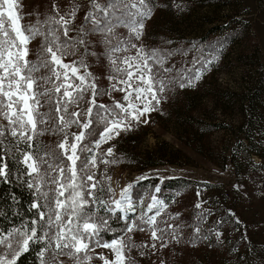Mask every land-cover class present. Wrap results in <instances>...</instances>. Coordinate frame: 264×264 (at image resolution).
Segmentation results:
<instances>
[{"label": "snow or ice", "instance_id": "6c2138e0", "mask_svg": "<svg viewBox=\"0 0 264 264\" xmlns=\"http://www.w3.org/2000/svg\"><path fill=\"white\" fill-rule=\"evenodd\" d=\"M156 7L167 5H158L155 0H105L103 4L99 0H90V10L84 20L91 27L85 29L82 25L76 30L77 36H71L79 4H73L64 14L53 4L52 13L43 20L37 18L35 24L24 25L21 23L24 17L20 0H0V119L6 122L0 123V149L9 137L12 138L10 142L17 146H26L22 162L26 165V174L33 178L28 187L36 186L40 198L45 201L44 204L37 202L31 205L37 214V219L32 221L35 226L27 231L17 229L6 238H0V245L4 246L0 248V264H16L18 257L29 250L32 242L41 240L44 241L40 252L41 264H64L61 257H67L73 264H91L96 247L109 249L113 254L111 260L96 254L103 264H135L130 255L136 247L131 236L111 242L102 241L100 235L107 220L98 215L100 208L109 212L125 211V203L131 209L128 193L132 185L122 189L119 198L115 199L112 187H104L92 172L97 167L98 157L84 141L97 122L94 117L104 123L100 140L95 142L98 148L122 131H131L141 123H149L148 114L157 110L160 94L172 82L166 83L162 75L173 70L165 67L171 53L166 54L159 49L146 50L132 42L142 38L145 22L151 19ZM174 7L183 10L179 4H174ZM118 27L127 28L128 37L120 36L116 32ZM97 33L104 36V42L111 45L113 53L126 52L128 48L136 50L132 56H118L110 60L115 71V75L109 77L114 81L112 90L124 92L123 100L128 102L116 101L111 110L97 103L100 92L92 74L81 72V68H87L83 59L65 62L67 57L75 55L77 47L82 46L87 52V36ZM38 37L37 58L32 61L29 59V45ZM180 79V88L194 86L193 80L199 81L201 74L198 71L192 77ZM133 101H139L140 106ZM82 103L87 107L72 110L80 109ZM45 104L48 111H41ZM97 109L104 114L95 111ZM116 109L120 111L116 112ZM73 125L81 130L78 133L68 132L67 129ZM49 131L62 134L56 146L58 151L40 155L34 151L36 137ZM84 152L93 154L82 159L81 153ZM104 156H113V149L108 148ZM2 159L3 156H0V161ZM100 162L116 161L102 159ZM6 168V164L0 163V177L7 178L9 173ZM105 179L110 180L111 177L106 176ZM44 185L51 187L42 191ZM97 193L111 195L106 200ZM151 199L152 203L147 205L149 212L160 203L155 196ZM96 205L99 208L94 212ZM195 207L199 209L201 205L197 203ZM160 214L157 209L154 215L142 218L144 225L153 226L151 239L159 242L161 248L168 247L173 241L179 243L180 234L173 225L167 226L172 229L168 232L171 241L164 240L165 229L159 228L157 223ZM236 223L240 221L237 219ZM134 229L145 230L140 224L132 222L127 227V233H132ZM194 231L198 238L201 229L196 227ZM221 235L216 233L218 240ZM203 238L207 239V236ZM150 247L155 249L156 243ZM161 264L164 262L161 261Z\"/></svg>", "mask_w": 264, "mask_h": 264}, {"label": "rangeland", "instance_id": "374dc122", "mask_svg": "<svg viewBox=\"0 0 264 264\" xmlns=\"http://www.w3.org/2000/svg\"><path fill=\"white\" fill-rule=\"evenodd\" d=\"M205 1L155 0L156 4L167 7H156L154 17L145 22L142 38L132 42L144 48L147 42L165 44L161 42L165 41V35L180 48L186 39H193L195 45L215 24L227 23L232 19L238 20L235 22L237 28H246L247 32L244 31L240 43L232 45L228 50L219 46L221 43L214 44L216 47L211 51L206 50V58L198 57L201 48L196 47L193 54L177 57L178 63L185 65L184 69L203 63L204 67L198 70L201 79L193 83L194 86L180 88L181 92L177 93L179 96L175 94L177 90L169 93L171 85H168L160 94L157 110L148 114L149 123L135 126L138 134L128 143V148L139 154L149 151L155 153L160 157L161 164L146 170L132 166L116 168L108 173V177H111L108 186L114 190L115 199L119 198L122 189L128 185L133 187L141 178L148 177L194 179L203 185L205 195H211L214 190L220 193L222 187H232L237 194L245 197L238 208H243L250 235L257 243L259 254L254 264H264V0H233L229 6L204 4ZM32 2L26 0L28 6ZM174 4L181 5L183 10L177 9ZM158 32L161 34L159 37ZM210 39V42L218 40L216 37ZM32 44L33 41L30 48ZM135 51L128 48L124 56H132ZM65 62L68 61L65 59ZM252 82H260L254 103L244 97ZM198 88L201 90L196 92ZM180 96L193 103L192 116L195 120L188 113L181 117L175 115V105H179ZM133 102L140 106L139 101ZM199 119L223 121L229 128L211 133L197 131L194 134L188 126L197 124ZM244 119V130L241 132L240 126ZM75 132L78 133L79 129ZM248 138H253L255 144L247 155V150L237 143L238 139H242L247 144ZM255 151L260 155L255 154ZM204 184H216L217 187ZM132 187L128 193L130 197ZM192 199V193H184L174 208L184 209L188 214L190 207L186 208L185 204ZM131 205V209H128L125 203L126 210L121 211L123 215L135 212L132 197ZM162 205L160 202L155 207L160 209ZM188 237L186 233L180 234L179 243L172 242L169 248H161L158 242L151 239L150 233L145 239V245L149 246L144 247L143 264H161V261L164 264H223L219 257L221 244L220 249L217 248L219 250L211 248L212 244L194 250L195 246L188 245ZM152 243H156L155 249L150 247ZM96 254H102L110 260L113 258L109 249L101 248L92 254L91 264H103L101 259L96 258Z\"/></svg>", "mask_w": 264, "mask_h": 264}, {"label": "trees", "instance_id": "16d2710c", "mask_svg": "<svg viewBox=\"0 0 264 264\" xmlns=\"http://www.w3.org/2000/svg\"><path fill=\"white\" fill-rule=\"evenodd\" d=\"M99 2L103 4L105 0H99ZM20 3L22 5L21 14L24 17L21 23L24 25L35 24L37 18L43 20L45 16L52 13L53 4L59 7L61 14L68 12L73 4H79L80 9L75 17L72 25L73 31L70 35L77 36L76 30L80 29L82 25L85 29L91 27V25L84 20L85 14L90 10V0H33L29 6L26 4V0H20ZM232 3L233 0H207L204 4L229 6ZM154 15L155 12L151 18H153ZM235 22H238V20L232 19L227 23L220 25L215 24L206 34L195 42V45H193V39H186L182 42L184 46L180 48L175 45L173 41H170L172 39L166 37L164 33L162 34L165 37V41L161 42L165 44L160 43L155 45L150 42L145 44L146 50L159 49L166 54L171 53V55L167 57L165 65H168L173 70L169 73H162L166 83L172 81L168 83V85H171L169 93L175 92L176 90L175 94L181 92V90H179L180 78L184 77L187 79L188 77H192L199 69L204 67L203 63H200V65L194 64L184 69L185 65L178 63L177 57L182 56L183 58L187 54H193L196 47L201 48L198 57L206 58V53L214 48V44L221 43L219 46H223L222 48L228 50L232 45L240 43L244 37V31L247 32V30L246 28H237ZM116 32L120 36L128 37L127 28L118 27ZM160 35V32H158L157 36L159 37ZM212 37L218 38L217 42L214 40L210 42V38ZM87 40L89 41L87 52H85L84 47H77L75 55L67 57L66 60L70 62L83 59L87 68H81L80 70L92 74V78L95 80L97 89L100 92V95L96 98L97 103L106 105L108 109L111 110L115 107L116 101H120L121 103L125 101L123 100L124 95L122 92L112 90L113 83L109 80V77L115 75V71L110 60L114 57L124 56L126 52H111V45L106 44L104 42V36L99 33L88 35ZM113 43H115V41H113ZM32 45L31 48L29 46L31 49L29 59L35 61L37 58L36 52L40 45V38L38 37L34 40ZM203 48H205V50ZM172 60H174V62ZM206 60L207 59L204 60V63ZM193 83H196V81L193 80ZM259 84H254L252 82L248 85V91L244 94V97L251 103H254L258 97V93L255 92L258 90ZM200 90L201 89L198 88L196 92ZM180 99L181 100H178L179 105L177 107L175 105V115L181 117L184 113H188L192 116L194 112L193 103H190V99L183 96H180ZM86 107L87 104L82 103L80 109L73 108L72 110H83ZM168 110L169 109H166V111ZM41 111H48V105L45 104ZM95 111H100L101 115L104 114L102 110L97 109ZM119 111V109H116V112ZM192 118L194 119L193 116ZM94 119L97 122L93 124L91 135L86 138L84 143L92 148L93 153L98 157L97 167L93 168L92 172L95 173L96 179L100 181L104 187L108 186V180H106L105 177H108V173H111L116 168L132 166V168L138 170H146L161 164V161H159L160 157L156 156L153 152L149 151L148 153L139 154L128 148V143L138 134L137 127H134V130L131 131H122L120 135L116 136L114 139L109 140L107 143H101L98 148L95 147V142L100 140L99 134L103 131L104 123L99 121L98 117H94ZM245 121L246 119H244L240 126L241 132L244 130ZM0 123L6 122L0 119ZM196 123L197 124L193 126H188L189 129H192L194 134L197 131L211 133L219 129L226 130L229 128L223 121H215L214 119H199ZM248 126L252 129L251 124ZM47 127L51 128L52 125H47ZM77 129H79V131L81 130L80 127L73 125L67 129V131L71 133L75 132ZM61 139L62 134L49 131L42 136L36 137L34 151L40 155H43L45 152L51 153L53 151H58L56 146ZM11 140L12 138L10 137L5 140L3 148L0 149V156H3L0 163L7 165L6 171L9 173L7 178L0 177V238H6L17 229L27 231L30 227L35 226L32 224V221L37 219V214L36 210L33 209L31 205L37 202L40 204L45 203V201L40 198V193L36 191V186L31 189L28 187V183L32 182L33 178L26 174V165L22 162V153L26 150V146L24 144H19L17 146L10 142ZM246 140L247 144H245V141L242 139H238L237 144L243 146L247 150L246 154L248 155L249 150L255 143L253 138H248ZM110 147L113 149V156L105 157L104 153ZM93 153H81L82 159L89 158ZM255 154L260 155L257 151H255ZM102 159H107L109 161L115 160L116 162L105 164L100 162ZM204 185L208 187H217L216 184ZM50 187L51 185H44L41 190L48 191ZM157 188L159 191H156ZM219 192L220 193L214 190L211 195H205L201 183L185 177H170L164 179L158 177L143 178L137 181L132 187L131 197L134 202V213L123 215L121 211L109 212L102 208L99 209L98 215L107 220V225L101 232L100 239L104 242H111L113 239L121 237L127 239L130 235L133 243L136 245V247L132 249L130 255L134 258L135 264H143V256L145 254L142 245L146 244L145 239L148 238L153 226L144 225L142 223V218L147 219V216L155 214L157 210L156 207L153 208L151 212L148 211L147 207L148 204L152 203L151 198L155 196L163 204L159 209L161 214L157 217V223L159 228L165 229L164 240L166 242L171 241L168 232L172 231V229H169L167 226L173 225L176 227L178 234L186 233L189 235L188 245L195 246L194 250L196 248H205L210 244H212L211 248L219 250V244H221L222 251L220 250L221 256L219 257L223 264H254L259 254L257 243L254 237L250 235L249 223L244 219L243 208H238L243 200H245V197L237 194L232 187H222ZM184 193H192L193 198L185 204L186 208L190 207L188 214H186L184 209L176 210L174 208V204L179 202V197ZM49 195H52V193L49 192ZM100 196L107 200L109 194L105 195L101 193ZM197 203L201 205L199 209L195 207ZM97 208H99L98 205L94 206L93 211L95 212ZM232 213H234V215H232ZM237 219L240 221L239 224L236 223ZM132 222L140 224L145 230L139 231L134 229L132 233H127V227ZM196 227L201 229L198 238L194 231ZM217 232L222 234L219 240L216 237ZM41 234L42 233H38V235ZM205 236H207V239L203 238ZM190 242H194V244ZM43 243V240L32 242L29 250L23 252L18 257L16 264H41L40 252L43 250ZM158 244L160 245L159 242ZM171 244L172 242L168 244V248ZM3 247V245H0V248ZM218 247L219 249H217ZM101 248L102 247H96L95 250L99 251ZM61 259L64 260V264H73L67 257H61Z\"/></svg>", "mask_w": 264, "mask_h": 264}]
</instances>
